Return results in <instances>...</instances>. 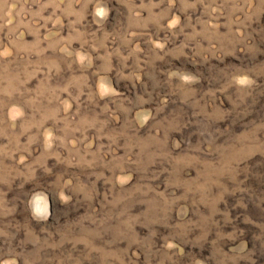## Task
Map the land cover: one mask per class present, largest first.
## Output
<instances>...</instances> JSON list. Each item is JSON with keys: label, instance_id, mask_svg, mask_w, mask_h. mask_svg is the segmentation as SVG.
<instances>
[{"label": "rangeland", "instance_id": "374dc122", "mask_svg": "<svg viewBox=\"0 0 264 264\" xmlns=\"http://www.w3.org/2000/svg\"><path fill=\"white\" fill-rule=\"evenodd\" d=\"M0 264H264V0H0Z\"/></svg>", "mask_w": 264, "mask_h": 264}]
</instances>
